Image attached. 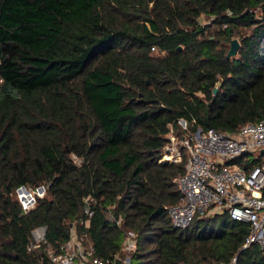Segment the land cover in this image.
I'll return each instance as SVG.
<instances>
[{
  "label": "trees",
  "instance_id": "obj_1",
  "mask_svg": "<svg viewBox=\"0 0 264 264\" xmlns=\"http://www.w3.org/2000/svg\"><path fill=\"white\" fill-rule=\"evenodd\" d=\"M263 115L264 0H0V264H52L72 226L114 264H264L227 211L172 226L186 153L159 160L180 117L233 132ZM43 182L23 211L15 188Z\"/></svg>",
  "mask_w": 264,
  "mask_h": 264
},
{
  "label": "built area",
  "instance_id": "obj_2",
  "mask_svg": "<svg viewBox=\"0 0 264 264\" xmlns=\"http://www.w3.org/2000/svg\"><path fill=\"white\" fill-rule=\"evenodd\" d=\"M177 123L185 132L178 136L170 128L159 158L175 163L183 159V152L186 153L185 170L175 177L180 190L179 200L165 206L172 226L184 228L196 216L227 211L231 218L248 224L249 232L243 246L254 242L264 250V115L242 123L233 132L214 127L190 130L182 117ZM243 154L260 160L248 169L231 161ZM47 187V182L35 186L18 185L15 196L22 210L32 208L37 197L46 193ZM86 214H92L89 207ZM119 221L120 218L116 220ZM43 242L45 225L34 226L27 249H36ZM135 245L136 233L128 230L121 249L128 253ZM47 255L52 264H114L115 259L120 258L119 253L111 259L95 255L87 235L78 234L74 226L70 228L69 238L61 242L57 250L47 246ZM128 262L126 255L122 263ZM226 264H235V257Z\"/></svg>",
  "mask_w": 264,
  "mask_h": 264
},
{
  "label": "water",
  "instance_id": "obj_3",
  "mask_svg": "<svg viewBox=\"0 0 264 264\" xmlns=\"http://www.w3.org/2000/svg\"><path fill=\"white\" fill-rule=\"evenodd\" d=\"M238 46H239V40L236 37H233L230 40L229 49L227 51V56H232V55L236 54ZM180 47L181 46L178 45V48H180ZM216 90H217V86H215L213 88V92H215ZM261 151H263V150H261Z\"/></svg>",
  "mask_w": 264,
  "mask_h": 264
},
{
  "label": "rangeland",
  "instance_id": "obj_4",
  "mask_svg": "<svg viewBox=\"0 0 264 264\" xmlns=\"http://www.w3.org/2000/svg\"><path fill=\"white\" fill-rule=\"evenodd\" d=\"M205 20H206V19H205ZM74 159H75V160H77V161H79V160H78V158H77V157H75V156H74ZM127 254H128V253H127ZM124 257H125V256H123V258H124Z\"/></svg>",
  "mask_w": 264,
  "mask_h": 264
}]
</instances>
